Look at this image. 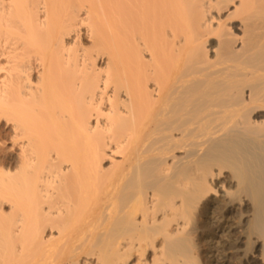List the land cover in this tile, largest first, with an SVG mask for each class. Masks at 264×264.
<instances>
[{
	"label": "bare ground",
	"instance_id": "1",
	"mask_svg": "<svg viewBox=\"0 0 264 264\" xmlns=\"http://www.w3.org/2000/svg\"><path fill=\"white\" fill-rule=\"evenodd\" d=\"M0 264H264V0H0Z\"/></svg>",
	"mask_w": 264,
	"mask_h": 264
}]
</instances>
